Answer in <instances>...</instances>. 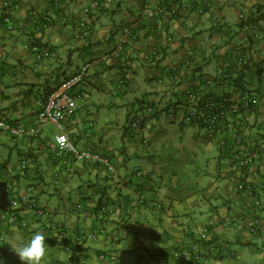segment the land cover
<instances>
[{
	"label": "crops",
	"instance_id": "0c3cea01",
	"mask_svg": "<svg viewBox=\"0 0 264 264\" xmlns=\"http://www.w3.org/2000/svg\"><path fill=\"white\" fill-rule=\"evenodd\" d=\"M198 2L203 14L181 0H0V118L34 125L36 100L89 63L73 88L76 109L62 123L77 146L105 153L114 166L109 173L55 159L52 123L34 138L0 131V264H22L8 238L27 240L37 230L46 236V264H76L66 245L81 249L86 264H264V0ZM6 16L11 30L1 23ZM247 22L256 29L245 30ZM126 25L132 36L123 34ZM251 89L258 100L242 109L240 145L256 152L248 194L236 189L221 134L185 121L182 105L186 91L217 100ZM146 105L156 113L131 131ZM31 200L47 213L34 216ZM79 231L94 239L74 242Z\"/></svg>",
	"mask_w": 264,
	"mask_h": 264
},
{
	"label": "built area",
	"instance_id": "2783aa9c",
	"mask_svg": "<svg viewBox=\"0 0 264 264\" xmlns=\"http://www.w3.org/2000/svg\"><path fill=\"white\" fill-rule=\"evenodd\" d=\"M183 3L189 4L191 11L196 14H203V5L196 0H181ZM11 0H3L4 5H9ZM70 2V0H66ZM144 14L147 17H153L154 11L146 8ZM240 17H243L240 15ZM1 23L8 29L14 28L13 22L6 16L2 18ZM46 23H42L45 27ZM243 28L245 30L253 31L256 29L253 23L247 22L244 24ZM123 34L126 36H132V28L130 25H126L122 28ZM23 49L27 50L35 55H42L44 57L49 56V51L39 45L32 43L23 44ZM241 62V61H239ZM89 63L83 64L78 71L73 73L67 79H65L61 86L56 89L51 90L45 97L39 98L35 102V107L33 109V114L36 118V123L32 126H24L17 122L8 121L5 118H0V131L13 136V137H27L34 138L40 134L41 126L45 123L54 124L58 131L55 135V142L52 146V153L55 159L65 160L69 162H85L89 164H96L103 166L106 172H113L114 166L111 164L108 156L105 153L94 152L86 148H80L77 146L64 131L63 121L70 118L76 109V102L80 95L73 88L80 84L83 80L86 72L89 68ZM122 82V80H120ZM208 83H212L213 79H208ZM122 84V83H121ZM258 100V94L255 89L241 91L237 96L232 98L221 97V99H214L213 96L207 94L201 98L197 95L195 91H186L183 95V117L184 120L191 123H196L203 128L207 136H214L216 134H221L222 143L224 144L225 152L228 156L229 165L235 170L236 177V189L244 191L250 194L251 185L247 179L248 168L254 163L256 159V152H243L240 149L241 139H242V109H250L256 104ZM200 102V103H199ZM155 112V109L146 105L143 107V112L136 114L130 120L129 128L131 131L140 129L144 116L151 115ZM144 143L146 140L143 141ZM27 166L26 160L20 161V168L23 170ZM69 173L73 172L72 165L68 167ZM140 175V172L137 173ZM5 179V175L0 173V182ZM264 187V186H263ZM32 188H28L30 190ZM79 206V205H78ZM27 207L30 212L36 217H42L47 212L46 210L38 205L35 200L27 202ZM105 210L101 208L98 213L102 214ZM10 221L16 222V224L21 227H26V222L22 218H19L16 213H10L8 215ZM254 224H258V219H254ZM52 230L56 234H60L63 238H69V235L64 231V229H59L57 226L52 225ZM102 232V230H100ZM93 233L79 231L74 234L72 240L74 242H79L88 237L94 239ZM208 233L206 230L201 232V239H206ZM1 241V236H0ZM66 250L74 258L76 264H86V257L84 256L81 249H76L66 245ZM188 258L198 259V254H190L184 252ZM99 259L102 260L106 256L104 254L98 255ZM107 259L114 260V256H109ZM187 264H192L188 262Z\"/></svg>",
	"mask_w": 264,
	"mask_h": 264
},
{
	"label": "clouds",
	"instance_id": "9594fccd",
	"mask_svg": "<svg viewBox=\"0 0 264 264\" xmlns=\"http://www.w3.org/2000/svg\"><path fill=\"white\" fill-rule=\"evenodd\" d=\"M45 234L37 230L27 240L21 234L8 238L7 244L22 264H46L47 246Z\"/></svg>",
	"mask_w": 264,
	"mask_h": 264
},
{
	"label": "rangeland",
	"instance_id": "374dc122",
	"mask_svg": "<svg viewBox=\"0 0 264 264\" xmlns=\"http://www.w3.org/2000/svg\"><path fill=\"white\" fill-rule=\"evenodd\" d=\"M172 127L175 128V125H172ZM175 130H176L177 133H178V130H177V129H175ZM184 131H185L186 133H188V134H191L192 128H186V129H184ZM177 133H176V132H173L174 136H176ZM5 151H6V149L3 148V147L0 149V152H5ZM204 155H205V154H204Z\"/></svg>",
	"mask_w": 264,
	"mask_h": 264
},
{
	"label": "trees",
	"instance_id": "16d2710c",
	"mask_svg": "<svg viewBox=\"0 0 264 264\" xmlns=\"http://www.w3.org/2000/svg\"><path fill=\"white\" fill-rule=\"evenodd\" d=\"M200 103V102H199ZM156 112H154L153 114H151L150 116H154V114H155Z\"/></svg>",
	"mask_w": 264,
	"mask_h": 264
}]
</instances>
